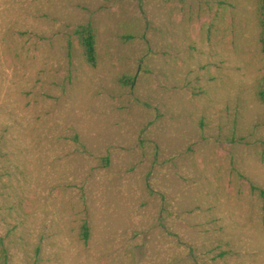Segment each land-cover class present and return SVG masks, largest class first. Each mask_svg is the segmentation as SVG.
Instances as JSON below:
<instances>
[{
	"label": "rangeland",
	"instance_id": "rangeland-1",
	"mask_svg": "<svg viewBox=\"0 0 264 264\" xmlns=\"http://www.w3.org/2000/svg\"><path fill=\"white\" fill-rule=\"evenodd\" d=\"M260 36L259 0H0V264H264Z\"/></svg>",
	"mask_w": 264,
	"mask_h": 264
},
{
	"label": "trees",
	"instance_id": "trees-1",
	"mask_svg": "<svg viewBox=\"0 0 264 264\" xmlns=\"http://www.w3.org/2000/svg\"><path fill=\"white\" fill-rule=\"evenodd\" d=\"M259 19H260V26H261V36L260 42L262 45V52L264 54V0H259ZM74 34L76 35L77 39L79 40L80 46L82 47L83 56L86 62L91 67H96L98 63V50H97V33L96 29L93 27L92 24H81L76 26L74 30ZM131 83L134 84L135 78L129 77ZM261 99L264 101V78L262 81V88L260 91ZM106 160L109 159L107 156ZM255 189H258L254 186ZM259 191L264 194V190ZM82 239L84 242H88L90 237V228L88 223H84L82 226ZM0 246L5 247L4 238L0 237Z\"/></svg>",
	"mask_w": 264,
	"mask_h": 264
}]
</instances>
